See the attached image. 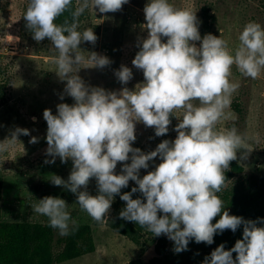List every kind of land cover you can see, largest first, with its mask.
<instances>
[{
  "label": "clouds",
  "instance_id": "1",
  "mask_svg": "<svg viewBox=\"0 0 264 264\" xmlns=\"http://www.w3.org/2000/svg\"><path fill=\"white\" fill-rule=\"evenodd\" d=\"M127 3L129 0H76L73 8V0H28L23 16L26 27L34 40L51 41L56 73L66 81L64 92L75 101L58 104L55 115L50 109L43 112L46 155L52 157L45 163H55L59 157L62 163L71 159L73 164L67 180L53 174L50 182L76 194L80 208L98 222L105 220L114 196L119 194L126 202L119 216L136 222L153 236L166 235L174 242L176 253L188 250L192 240L211 245L214 235L226 229L236 232L243 225V239L230 250L220 244L202 264H264V226H258L264 225V218L246 220L230 215L218 195L230 161L238 154L244 159L251 152L249 137L235 126L217 127L239 87L229 79L233 66L252 79L264 71V26L248 21L239 32L238 44L230 48L222 36L209 33L201 37L196 12L177 7L171 0H148L143 9L148 36L140 41V50L132 60L143 70L144 81L134 90L90 86L79 71L103 68L111 61L79 47L82 42L97 40L92 27L80 30L79 18L86 9L116 12ZM69 9L71 20L56 23ZM114 74L123 85L133 78L126 65ZM175 109L182 110V118L175 127L174 140L165 139L149 152L132 146L137 122L154 126L155 135L163 136L169 131ZM21 134L28 135L29 130L17 127L11 138L0 142V152L7 151ZM255 139L259 141L258 133ZM30 142L36 143L37 138ZM157 157L161 162L141 178L140 170L148 169ZM126 161L130 163H123L117 174L118 162ZM91 178L98 187L95 196L87 191ZM130 180L138 187L121 194ZM138 191L144 199L132 198ZM68 207L64 199L53 196L31 205L32 211L46 216L49 226L60 235L69 234L70 223H76ZM233 253L237 254L235 259Z\"/></svg>",
  "mask_w": 264,
  "mask_h": 264
},
{
  "label": "rangeland",
  "instance_id": "2",
  "mask_svg": "<svg viewBox=\"0 0 264 264\" xmlns=\"http://www.w3.org/2000/svg\"><path fill=\"white\" fill-rule=\"evenodd\" d=\"M171 2L196 12L202 38L209 33L222 36L229 42L230 48L238 44L239 32L248 21L254 20L264 26V0ZM147 3L148 0H129L116 12L100 13L98 8H90L81 15L80 30L92 27L97 40L95 43L82 42L79 47L107 56L111 61L103 68L81 69L78 74L86 84L119 91L123 87L134 90L137 84L144 81L143 70L137 69L132 60L140 50V41L148 36L143 27L147 23L143 11ZM27 5L28 0H0V142L11 138L17 127L29 130L28 135H19L18 141L7 151L0 152V231L6 225L15 224L41 225L50 229L46 231L45 251L54 260L38 258L24 260L21 264H158L157 258L161 256L156 246L160 236H153L147 230L140 242L135 243L110 225L115 196L105 220L98 222L80 208L76 194L50 182L53 174L67 180L73 164L71 159L62 163L59 157L55 158V163H45L52 157L46 155L47 122L43 112L50 109L55 115L58 104L71 105L75 101L64 92L66 81H62L56 73L51 41L48 38L39 42L34 40L26 27L23 16ZM204 7L207 9L204 10ZM163 39L166 42L167 38ZM195 43L200 46V42ZM121 65L133 71V78L127 85H123L114 74ZM229 79L238 82L239 87L232 95L225 118L217 127L226 129L235 126L249 137L251 151L244 159L238 154L236 160L230 161L229 167L237 163L252 177H264V71L258 78L252 79L243 76L233 66ZM236 102L240 103L241 112L235 110ZM181 118L182 110L175 109L170 116L169 131L163 136L155 135L154 126L147 127L137 122V138L132 146L149 152L165 139L174 140L177 136L175 127ZM257 133L258 142L255 139ZM32 137L37 138L36 143L30 142ZM160 162L159 157L154 158L149 162L148 169L140 170V177L153 171ZM123 163L130 161L118 162L117 174L121 172ZM129 185L138 186L131 180ZM87 191L93 196L98 194L95 178L90 179ZM45 196L60 197L67 202L71 219L76 222L75 225L70 223L69 234L60 235L58 229L49 226L46 216L32 211L31 205ZM71 252L78 253V256L71 258ZM9 263L20 264L16 260Z\"/></svg>",
  "mask_w": 264,
  "mask_h": 264
},
{
  "label": "trees",
  "instance_id": "3",
  "mask_svg": "<svg viewBox=\"0 0 264 264\" xmlns=\"http://www.w3.org/2000/svg\"><path fill=\"white\" fill-rule=\"evenodd\" d=\"M76 5V0H73V8ZM207 8L204 7V10ZM71 9L63 13L57 18L56 23H63L65 18L71 20ZM81 17V16H80ZM80 22V18H79ZM235 110L241 112L240 103L236 102ZM244 172V167L232 163L231 167L225 170V184L221 193L218 195L224 201V207L229 211L230 215L241 216L246 220H257V218H264V177H252ZM135 185H128L121 189V194L124 192H131ZM111 211L110 225L117 232L124 234L131 238L135 243H139L143 237V233L147 229L141 228L136 222L124 220L119 216V212L126 206V202L120 199V195H115ZM133 199H144L142 193L139 191L133 193ZM163 215V213H158ZM219 216L213 218L212 223H216ZM7 227L0 231V264H10L11 260L33 261L38 258H49L54 260L50 254L45 251V243L47 241V232L50 229L44 228L41 225H6ZM258 226H264L258 224ZM243 225H241L236 232L226 229L223 233L214 235V242L209 245L206 242L196 243L194 240L190 241L188 250L176 253L174 251V242L168 241L167 237L160 235L156 251L161 256L157 258L158 264H202L205 256L218 247L220 244L225 245V250H230L234 247L238 239H243ZM68 254V253H67ZM66 254V255H67ZM78 253L71 252L70 257H76ZM236 253H233L235 259ZM59 257V256H58ZM57 262L60 261V259Z\"/></svg>",
  "mask_w": 264,
  "mask_h": 264
}]
</instances>
